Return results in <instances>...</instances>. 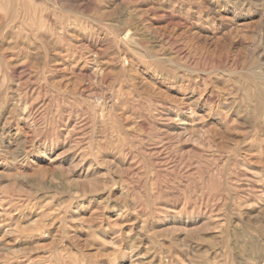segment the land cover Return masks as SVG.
Returning a JSON list of instances; mask_svg holds the SVG:
<instances>
[{"label":"rangeland","instance_id":"rangeland-1","mask_svg":"<svg viewBox=\"0 0 264 264\" xmlns=\"http://www.w3.org/2000/svg\"><path fill=\"white\" fill-rule=\"evenodd\" d=\"M0 264H264V0H0Z\"/></svg>","mask_w":264,"mask_h":264}]
</instances>
